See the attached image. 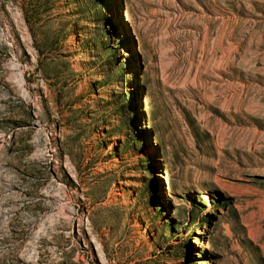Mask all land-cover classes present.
I'll return each instance as SVG.
<instances>
[{"label":"rangeland","instance_id":"374dc122","mask_svg":"<svg viewBox=\"0 0 264 264\" xmlns=\"http://www.w3.org/2000/svg\"><path fill=\"white\" fill-rule=\"evenodd\" d=\"M0 264H264V0H0Z\"/></svg>","mask_w":264,"mask_h":264}]
</instances>
